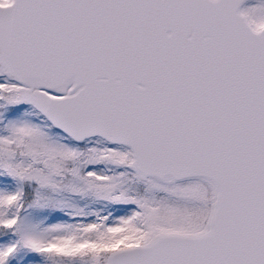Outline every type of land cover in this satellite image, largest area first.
<instances>
[{
	"label": "snow or ice",
	"instance_id": "6c2138e0",
	"mask_svg": "<svg viewBox=\"0 0 264 264\" xmlns=\"http://www.w3.org/2000/svg\"><path fill=\"white\" fill-rule=\"evenodd\" d=\"M0 264H264V0H0Z\"/></svg>",
	"mask_w": 264,
	"mask_h": 264
}]
</instances>
